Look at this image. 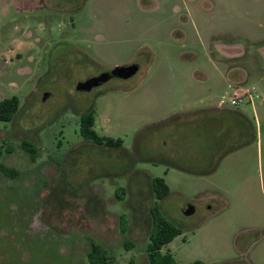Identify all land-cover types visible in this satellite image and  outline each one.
<instances>
[{"label": "rangeland", "instance_id": "rangeland-1", "mask_svg": "<svg viewBox=\"0 0 264 264\" xmlns=\"http://www.w3.org/2000/svg\"><path fill=\"white\" fill-rule=\"evenodd\" d=\"M132 62L133 76L76 90ZM234 85L253 104L231 106ZM12 97L0 264H89L92 243L110 264H149L154 177L181 232L162 254L264 264V0H0V102ZM89 111L120 147L82 136Z\"/></svg>", "mask_w": 264, "mask_h": 264}, {"label": "trees", "instance_id": "trees-1", "mask_svg": "<svg viewBox=\"0 0 264 264\" xmlns=\"http://www.w3.org/2000/svg\"><path fill=\"white\" fill-rule=\"evenodd\" d=\"M18 109V101L16 97L4 99L0 102V120L9 121L13 118ZM234 112V111H233ZM243 117V116H241ZM165 120L157 122L152 125L153 128H157L162 125ZM93 126V112H85L80 117V133L87 139H90L97 145H104L108 147H120V139H112L109 137H100L92 128ZM152 128V129H153ZM246 142V141H245ZM244 141L227 147L219 156L223 153L230 152L237 149L245 143ZM1 154V152H0ZM175 165V164H172ZM2 170L8 171L7 168L1 167ZM151 188L155 197V206L150 211L152 214V224L148 235L147 245V259L149 264H175L172 256L169 253H161V249L169 244L175 237L180 235V230L174 226L171 222L167 221L159 211V207L156 201H162L168 196V187L164 183V179L161 177H154L151 179ZM123 220V218H121ZM127 245V244H125ZM89 264H110L109 257L105 254L99 246L92 243L90 252L87 255ZM132 264V261H130Z\"/></svg>", "mask_w": 264, "mask_h": 264}, {"label": "water", "instance_id": "water-1", "mask_svg": "<svg viewBox=\"0 0 264 264\" xmlns=\"http://www.w3.org/2000/svg\"><path fill=\"white\" fill-rule=\"evenodd\" d=\"M138 68L139 65L135 62L114 66L110 70L103 71L98 75L90 76L85 80L78 82L76 90L90 91L92 88L101 85L112 77L129 78L138 71ZM186 212L187 214H191L193 212V207L189 206Z\"/></svg>", "mask_w": 264, "mask_h": 264}, {"label": "built area", "instance_id": "built-area-1", "mask_svg": "<svg viewBox=\"0 0 264 264\" xmlns=\"http://www.w3.org/2000/svg\"><path fill=\"white\" fill-rule=\"evenodd\" d=\"M253 90L245 88L244 86L234 85L231 88L229 96V104L231 106H239L243 103H246L249 100L252 103L253 101ZM222 104V103H219Z\"/></svg>", "mask_w": 264, "mask_h": 264}, {"label": "crops", "instance_id": "crops-1", "mask_svg": "<svg viewBox=\"0 0 264 264\" xmlns=\"http://www.w3.org/2000/svg\"><path fill=\"white\" fill-rule=\"evenodd\" d=\"M217 107H218V105H217ZM235 112H237V115L242 116V114L239 111H235ZM164 120H166V119H164Z\"/></svg>", "mask_w": 264, "mask_h": 264}, {"label": "flooded vegetation", "instance_id": "flooded-vegetation-1", "mask_svg": "<svg viewBox=\"0 0 264 264\" xmlns=\"http://www.w3.org/2000/svg\"><path fill=\"white\" fill-rule=\"evenodd\" d=\"M77 91H79V90H77Z\"/></svg>", "mask_w": 264, "mask_h": 264}]
</instances>
